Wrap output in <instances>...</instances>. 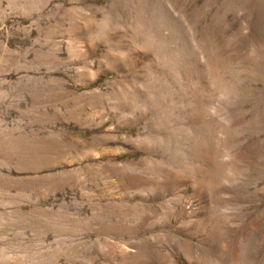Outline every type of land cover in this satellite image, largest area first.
<instances>
[{"label": "rangeland", "instance_id": "rangeland-1", "mask_svg": "<svg viewBox=\"0 0 264 264\" xmlns=\"http://www.w3.org/2000/svg\"><path fill=\"white\" fill-rule=\"evenodd\" d=\"M246 1L183 0V16L158 11L165 29L137 45L149 91L167 85L205 150L191 177L173 152L182 177L164 190L119 181L156 174L153 146L127 140L142 123L113 111L105 45L84 29L109 0H0V264H264V53L251 25L264 0Z\"/></svg>", "mask_w": 264, "mask_h": 264}, {"label": "bare ground", "instance_id": "bare-ground-1", "mask_svg": "<svg viewBox=\"0 0 264 264\" xmlns=\"http://www.w3.org/2000/svg\"><path fill=\"white\" fill-rule=\"evenodd\" d=\"M72 1H76L81 7H84L85 4H91V0ZM182 1L183 0H109L106 10H101L91 4V13L88 16L82 17V20L85 22L84 29L87 33L99 37L102 41L101 43L105 45L100 63L103 62L107 65L108 68L105 70L115 71L119 74L113 82L109 83L111 93L118 98V103L115 104V106L113 105V111L117 117H127L129 119L127 125L136 124L138 126V124L142 123L140 127H137L138 129L135 134L128 135L127 140L133 143V140L137 141L143 138V141L153 146L150 151L148 150V153L152 165L151 169H153L156 175L154 178H150L151 180L148 177L140 176H128L126 179H119L120 183L126 186L125 188L158 184L165 190L164 187L167 185L176 183L178 180L177 178L182 176L174 174L175 171L173 172V166H179L177 163L179 156L178 158H174L171 155L173 152H177L178 155L183 154V152L186 155L188 154V165L183 171L187 174H185V176L191 177L203 173V164L200 163L205 162L203 158L205 153L204 145L202 144L200 147L201 143H199L195 148V145L191 144L192 141L189 142L188 138L184 135L185 127L183 126L182 116L177 112L174 113L171 109L170 104L174 103V100L170 95V97H168L169 90L167 89V85L164 83L160 84L162 85L159 86L160 89H158L157 85H153L157 87L158 91L151 93V90L149 91L148 89L151 81L145 79L146 76L141 74L144 71L142 72L138 67L140 64L149 63L148 54L145 51L138 52L140 49L139 46L137 51V45L140 40L144 38L143 35L145 31H149L148 33L154 36V34H158L161 30L165 29V26L162 25L159 15L157 14L158 11L164 10L166 14L171 17L175 14L183 16ZM254 4L255 0H247L245 3L246 6H254ZM256 9L257 8H254L252 12L256 16V18L251 21L252 31L255 41L261 45L260 52L264 53V11ZM99 13L101 14V18L98 17ZM249 20L250 18L248 21ZM161 42L162 45H164L163 40ZM202 47L205 49L204 45H202ZM203 48L202 50L206 52ZM88 51L90 52V50ZM198 83L199 82H196L195 86L198 87ZM125 109H127V111ZM236 158H238V155ZM180 170H182V168H180ZM167 189L169 191L172 190L171 188ZM153 196L155 195L150 193L145 194L143 191L141 194L146 205L148 202L151 203L155 199ZM192 205L193 202H187L188 207ZM180 209L183 211L185 210L183 205L180 206ZM116 230L120 234H126L124 228L120 226L117 227Z\"/></svg>", "mask_w": 264, "mask_h": 264}]
</instances>
